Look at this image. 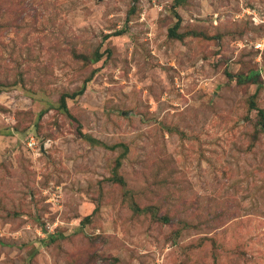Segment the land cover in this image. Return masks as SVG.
<instances>
[{"label":"rangeland","instance_id":"rangeland-1","mask_svg":"<svg viewBox=\"0 0 264 264\" xmlns=\"http://www.w3.org/2000/svg\"><path fill=\"white\" fill-rule=\"evenodd\" d=\"M247 8L264 18V0H0V264H264Z\"/></svg>","mask_w":264,"mask_h":264},{"label":"built area","instance_id":"built-area-1","mask_svg":"<svg viewBox=\"0 0 264 264\" xmlns=\"http://www.w3.org/2000/svg\"><path fill=\"white\" fill-rule=\"evenodd\" d=\"M246 13L249 16V19L254 23L255 25H261L264 28V18H260V16L256 13L254 9L250 10L249 8L245 9ZM254 47L258 50H262L264 48V40H259L254 43ZM26 145L30 149H34V147H38V141L36 140L35 136L33 134H28L25 137ZM39 148V147H38Z\"/></svg>","mask_w":264,"mask_h":264},{"label":"trees","instance_id":"trees-1","mask_svg":"<svg viewBox=\"0 0 264 264\" xmlns=\"http://www.w3.org/2000/svg\"><path fill=\"white\" fill-rule=\"evenodd\" d=\"M179 23H180V20L177 18V21H176V23L174 24V26L171 27V28L169 29V33H168L169 35L174 36V37H177V38H181V35L176 34L175 31H174V29L179 25ZM121 33H122V31H117V33H113V34H121ZM108 36H109V35H107V37H108ZM84 89H85V86H83L81 90H79V91H77V92H73V93H71V94L63 93V94L60 96V99H59V101H60V108H61L64 112H66L67 114L70 115V113H69V111H68V107H67L66 99H67V98H74V97L77 96L78 94H82L83 91H84Z\"/></svg>","mask_w":264,"mask_h":264}]
</instances>
